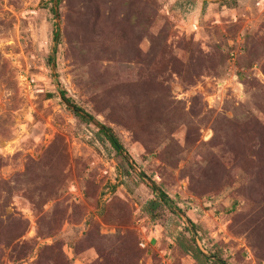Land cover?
<instances>
[{"label":"rangeland","instance_id":"374dc122","mask_svg":"<svg viewBox=\"0 0 264 264\" xmlns=\"http://www.w3.org/2000/svg\"><path fill=\"white\" fill-rule=\"evenodd\" d=\"M55 2L0 0V264H264V0Z\"/></svg>","mask_w":264,"mask_h":264},{"label":"trees","instance_id":"16d2710c","mask_svg":"<svg viewBox=\"0 0 264 264\" xmlns=\"http://www.w3.org/2000/svg\"><path fill=\"white\" fill-rule=\"evenodd\" d=\"M58 3H59V0L58 1L56 0L55 5L57 6ZM54 39H55L54 40L55 43L57 44L58 39H59V31L56 32ZM51 60L53 62V58ZM61 97L63 98L66 105L74 112L76 117H78L84 122L92 121L93 116L85 112V110L82 107L75 104L73 100H71L70 98L66 96L65 92L63 91L61 92ZM99 133L102 134L105 137V139H107L111 143V145L116 149L118 154L122 155L125 159H127V157L125 156V153H126L125 147L123 143L120 141L119 137L114 133L112 128L105 126L103 124H100ZM153 191L156 193V198L151 199L148 202L145 210L150 216H152V218L156 219V218L162 217L164 209L169 204L170 199H169V196L163 190L158 188L156 185L153 186ZM194 251L196 252L195 257L202 253L199 250L197 251L194 250ZM202 255L208 260V257H206L203 253ZM215 263L225 264L221 260H218Z\"/></svg>","mask_w":264,"mask_h":264}]
</instances>
